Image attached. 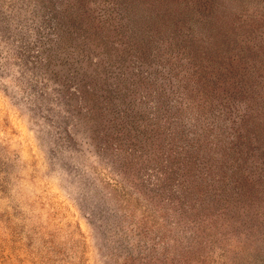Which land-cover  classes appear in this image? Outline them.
I'll list each match as a JSON object with an SVG mask.
<instances>
[{
	"label": "rangeland",
	"instance_id": "1",
	"mask_svg": "<svg viewBox=\"0 0 264 264\" xmlns=\"http://www.w3.org/2000/svg\"><path fill=\"white\" fill-rule=\"evenodd\" d=\"M0 264H264V0H0Z\"/></svg>",
	"mask_w": 264,
	"mask_h": 264
}]
</instances>
